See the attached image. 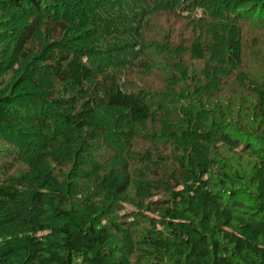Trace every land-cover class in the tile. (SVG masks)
<instances>
[{
  "label": "trees",
  "instance_id": "16d2710c",
  "mask_svg": "<svg viewBox=\"0 0 264 264\" xmlns=\"http://www.w3.org/2000/svg\"><path fill=\"white\" fill-rule=\"evenodd\" d=\"M50 1H0V15L34 16L18 32L14 54L28 60L33 48L38 72L51 71L74 96L40 88L54 106L40 114L41 99H29L44 133L41 146L26 147L15 129L27 115L9 96L0 99V138L14 142L15 153L0 166V229L23 221L22 238L3 250L0 264H264V163L250 182L255 197L237 189L222 163L226 152L250 150L264 129V3L239 10L240 0H75L59 20V2ZM40 16L50 42L35 51ZM72 25L87 26L90 51L81 48L87 38L68 48ZM119 132L142 147L159 140L179 174L161 166L156 180L145 179L148 153L138 179L134 157L145 155L128 152L119 174L102 176L90 151L98 142L110 148ZM33 144L46 153L33 157ZM26 156L31 171L16 169ZM152 191L167 199L154 200ZM154 211L161 220L147 216ZM147 223L164 229L139 241L150 250L116 255L115 236L130 238L133 226Z\"/></svg>",
  "mask_w": 264,
  "mask_h": 264
},
{
  "label": "rangeland",
  "instance_id": "374dc122",
  "mask_svg": "<svg viewBox=\"0 0 264 264\" xmlns=\"http://www.w3.org/2000/svg\"><path fill=\"white\" fill-rule=\"evenodd\" d=\"M3 2H10L11 0H0ZM75 0H56L53 2L50 1L51 5L54 7L58 3V9H59V15L58 18L65 19L62 15L64 8L66 7L65 5L67 3L73 4ZM255 1H260L264 3V0H240L238 1V6L239 10H246L252 8V5L255 3ZM57 2V3H56ZM56 3V4H55ZM237 5V4H236ZM45 16V15H44ZM40 16L39 19H36L35 22L37 23L38 27V33L34 37L35 42L33 43L34 50L38 51L39 47L43 45L42 49H45L48 47L50 39L45 36V28L47 23L44 22L45 17ZM32 17V18H31ZM23 16V15H17L11 10L5 11L4 14L0 15V99H3L5 97H10L13 101L15 100V105L14 109L20 110L22 113L27 115V122L24 120H20L19 123L17 124L19 127L16 126V131L18 132V135H21L20 141H16L17 144L19 145L20 142L22 143L23 146L28 144V142H33L35 145L40 144V140L37 138L39 135H41L43 130L37 128L36 123L33 121L34 117V111L27 109L29 103L32 100H38L41 99L40 101V107L38 108L39 114H40V109L41 106L43 107L44 110L47 111L48 109H53L54 106L49 103L48 101H45L47 96H42L40 92V88H49L48 86H53L56 88V97H74L73 94L70 92L71 89L69 86H65L62 84L58 85L57 83H54L52 80V75L51 71L49 70H40L38 72V69H40V64L41 62H38L40 59L33 58L34 55L32 53L33 48L29 52V58L28 60H25L24 58H21L17 55L14 54L13 52V47L16 42V37L19 34L18 32L27 26L29 24V21L34 18V16ZM51 23V22H50ZM88 28L87 26L83 27L82 26H74L70 28L68 34L72 38L71 41L67 42L66 45L68 46L69 49H77L80 48V44L84 43H78L76 44L75 41H81L85 38H87L86 42H88V45H84L85 47H81L83 49H86L90 51V49L93 47L92 46V40H90L91 37L88 35L87 32ZM91 42V43H89ZM262 42L259 41L258 44ZM32 45V44H31ZM42 59V58H41ZM106 62L109 61V59L105 58ZM38 74V78L35 77L36 83H34L32 80L34 79L35 74ZM37 84V85H36ZM39 84V85H38ZM12 86L11 88L13 90L11 91H6L7 87ZM163 93L167 94V91H159V92H154V93ZM34 97H30V96ZM168 95V94H167ZM31 101H30V100ZM169 101V100H166ZM32 103V102H31ZM18 108V109H17ZM37 111V110H36ZM38 113V112H37ZM21 117V116H19ZM23 119V118H21ZM115 126H112L111 128L108 127V130H114ZM147 133V132H146ZM120 138L119 142H116L112 144V146H108L110 148H107L104 143H97L95 147V151H90V153L95 156L92 158L91 162L93 164L98 165L103 167V170L100 171L101 175L103 176H113L116 174H119L120 170L124 167V157L125 154L128 152L131 153V156H134V153H140L145 155L143 157L142 155L135 158V163L134 168L136 169V175L138 179L140 177L138 176L140 172L146 170V166H149V173H145V179L146 177H151V180H156L153 179L152 174H156L158 170H161L162 167H165L168 169L167 173L170 175H178L180 172L179 166L175 164V156L170 152L166 151L165 146H162L158 143L159 140H157V143H152L151 145L149 143H146L144 147L140 144V141L136 138H131V136H126L124 133L119 132ZM147 135H150L151 137L155 135L154 132H150ZM259 139H262L261 141L258 139V141H252L249 143L251 145L250 150L248 151H237V152H226L225 154V162L223 163V166L226 168L227 171H229V174H231L236 181V185H241V187L237 188L238 190L242 191V193L246 192L247 194L252 195V197H255V187L251 186L250 182H252V176L256 170V167H258L260 164L264 163V153L262 152L263 145H264V129L259 131ZM132 142L133 151H129L128 146L126 145L127 143L129 144ZM12 141H6L2 137L0 138V166L9 163L13 161V158L15 156V153L13 152L14 146H13ZM21 145V146H22ZM34 144V148L36 149V154L32 155L33 157H37V154L40 153L43 154L44 152L46 153V149L44 151L36 147ZM20 146V145H19ZM26 147V146H25ZM29 148V147H28ZM149 150V151H148ZM169 150V149H168ZM255 150L257 152H260L259 154L255 153ZM260 150V151H259ZM43 151V152H42ZM42 152V153H41ZM48 153L52 155H57L61 156L64 158L65 154L64 151L62 152H54L53 150H49ZM147 153V154H146ZM151 154V158H149V161L147 160V165L146 163L141 165L139 161L141 159H146V155ZM31 156V157H32ZM30 156H26L25 159H20V164L16 166V169L22 170L23 172H29L31 171V166L32 164H29L28 162L31 159H28ZM148 158V156H147ZM27 161V163H26ZM50 164V163H49ZM162 164V165H161ZM160 165V166H159ZM162 166V167H161ZM169 167V168H168ZM97 168V167H95ZM133 168V169H134ZM67 172V170H66ZM216 172V171H214ZM0 173L2 175V172L0 170ZM135 182V181H134ZM164 183V182H163ZM139 184V183H138ZM137 182H135V188L137 186V189L141 187V183L138 186ZM140 193V192H138ZM152 195H154V200L157 201H163L164 199H167L166 197L164 198L162 193L159 191H152ZM134 198L137 197V193L133 194ZM137 198H146V195L143 193H140ZM249 197H246V199H243V202L246 205H252V203H249L248 200ZM125 210H135L132 205H126ZM123 215V212L120 213ZM147 216L151 218H155L157 220H161L162 214H160L157 211H154L153 213H147ZM22 220H18L16 222L8 223L5 224V226L0 229V254L3 253V250L6 249L8 246L13 245L18 238H22L21 236V231H22ZM133 232L130 236V238H124L123 235L121 236H115V240L113 243V249L116 255H121V254H126L133 248L136 251V254H134V257H138V255H145V252H148L150 249L147 248L146 246H142L139 244V241L148 234H156L154 233V230L157 231H163V227L161 225L157 226L154 230L151 228V225L147 223L142 224L140 226H133L131 229ZM150 232V233H149ZM132 239V241L130 240ZM131 241V242H130Z\"/></svg>",
  "mask_w": 264,
  "mask_h": 264
}]
</instances>
